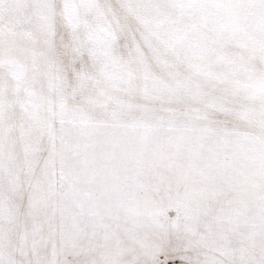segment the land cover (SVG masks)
I'll return each mask as SVG.
<instances>
[{"label": "snow or ice", "instance_id": "snow-or-ice-1", "mask_svg": "<svg viewBox=\"0 0 264 264\" xmlns=\"http://www.w3.org/2000/svg\"><path fill=\"white\" fill-rule=\"evenodd\" d=\"M0 264H264V0H0Z\"/></svg>", "mask_w": 264, "mask_h": 264}]
</instances>
